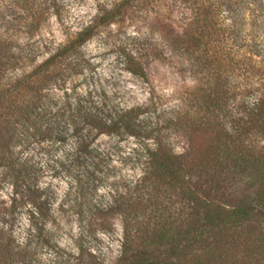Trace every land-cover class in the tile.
<instances>
[{
	"label": "trees",
	"instance_id": "obj_1",
	"mask_svg": "<svg viewBox=\"0 0 264 264\" xmlns=\"http://www.w3.org/2000/svg\"><path fill=\"white\" fill-rule=\"evenodd\" d=\"M11 3L14 14L9 19L0 18V64H5L2 51H11L14 47L11 34L35 32L41 21L49 18L48 13L61 18L57 13L60 12L58 0H12ZM128 10L147 11L153 32L165 40V47L180 43L200 51L192 52L197 57L193 67L204 79L195 89L198 111H174L172 121L166 123V130H169L179 121V116L184 115L183 123L186 119L188 125H193L199 141L190 160L173 152L163 125L159 127L158 122H151L144 116L150 112L147 105L108 108L106 102L95 100L92 91L83 95L74 87L71 91L57 87L66 81L62 75L67 70L57 63L93 36L98 26L111 24ZM263 29L264 0H119L80 31L74 40L15 82L3 83L6 68H0V183L4 179L11 180L16 194L24 190L27 198L34 197L37 202L43 191L35 176L43 167L34 154L23 158L24 151L35 145L46 152L69 145L65 150L68 163L63 164L62 159L54 162L63 167L68 165V173L79 181L83 175H109L108 171L99 170L105 154L95 143L101 136L119 139L132 136L139 140L137 154L146 176L144 180L165 182L179 188L202 213L188 226V229H198L192 236L191 230L183 233L177 227L170 233L167 227H162L161 235L154 236L155 240L147 245L136 243V237L126 227L118 264H186L185 253L204 235L218 245L223 240H241L244 237L241 228L255 214L264 213ZM148 42V39L144 42L142 55L155 51ZM210 42L220 45V50L217 51L216 46L207 49ZM139 52L136 50L127 56L128 71L146 80L148 68L137 58ZM58 90L63 94L58 96ZM252 91L254 100L248 102ZM231 100L242 103L241 114L236 116L225 111ZM224 112L229 113V121L225 124L220 116ZM197 170L212 177L226 172L240 174L251 193L249 200L227 206L211 198L201 199L196 190L184 187L186 175ZM128 187L127 193L132 194L129 197L133 193H143L139 184ZM111 192L113 201L118 202L121 194ZM40 204L46 205L43 201ZM5 206L0 208V264H25L20 259L29 254V243L18 242L8 228L14 220L15 206H10L9 210ZM38 210L36 205L28 209L29 222L42 229L46 222ZM114 211L113 206L107 210ZM119 213H123L126 226H129L127 221L133 215L126 208ZM204 226L210 229L200 231Z\"/></svg>",
	"mask_w": 264,
	"mask_h": 264
},
{
	"label": "rangeland",
	"instance_id": "obj_2",
	"mask_svg": "<svg viewBox=\"0 0 264 264\" xmlns=\"http://www.w3.org/2000/svg\"><path fill=\"white\" fill-rule=\"evenodd\" d=\"M117 1L58 0L60 12L57 13L61 18L48 13L49 18L42 20L35 32L11 34L14 47L11 51H2L5 64H0V68H6L2 82L11 84L33 70L74 40ZM11 2L0 0V18L9 19L14 14ZM143 11L128 10L111 24L98 26L93 36L57 63L67 69L62 75L66 81L57 87L70 91L74 87L83 95L92 91L95 100L106 102L108 108L147 105L150 112L144 116L151 122H158L159 127L163 125L173 152L190 160L199 141L193 125H188L186 119L183 123L184 115L179 116V121L169 130H166V123L172 121L174 111H198L195 89L204 79L193 67L197 64L193 53L200 51L180 43L165 47V40L153 32L150 14ZM261 36L264 38V29ZM146 39L155 51L142 55ZM215 46L217 51L220 50V45L211 42L207 49H215ZM136 50H140L137 58L148 68L146 80L128 71L127 56ZM57 94L62 95L63 91L58 90ZM254 94L253 91L249 93L248 102L254 100ZM225 111L237 116L243 112L242 103L231 100ZM223 114L220 116L225 124L229 121V113ZM95 145L105 154L99 170L108 171L106 177L96 173L83 175L78 181L66 170L68 165L63 167L54 162L62 159L63 164L68 163L65 150L69 145L47 149V152L35 145L21 156L34 154L43 167L35 176L43 191L38 195L39 200L27 198L24 190L16 194L11 180L4 179L0 183V208L6 205L9 210L10 206H15L14 220L8 228L18 242L29 243V254L20 259L25 264H118L126 227L136 237V243L145 245L155 240L154 236L161 235L162 227H167L170 233L177 227L183 233L191 230L190 236L198 230L197 227L188 229L202 213L192 199L188 200L179 188L165 182L144 180L146 176L138 162L140 145L137 138L101 136ZM184 182V187L196 190L201 199L211 198L227 206L243 204L251 196L240 174L226 172L212 177L197 170L186 175ZM131 184H139L143 193L140 191L129 197L132 194L127 192ZM112 190L121 194L118 202L111 198ZM42 201L46 205H38ZM33 205L44 215L42 219L46 226L42 229L29 222L28 209ZM111 206L115 208L114 213L107 212ZM124 208L133 215L127 221L129 226H126L123 213H119ZM204 227L200 231L210 229ZM241 229L244 236L241 240H223L219 245L204 235L185 253L183 260L186 264H264V213L255 214Z\"/></svg>",
	"mask_w": 264,
	"mask_h": 264
}]
</instances>
